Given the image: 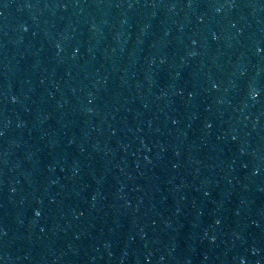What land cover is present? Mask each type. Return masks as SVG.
<instances>
[{"label": "water", "instance_id": "water-1", "mask_svg": "<svg viewBox=\"0 0 264 264\" xmlns=\"http://www.w3.org/2000/svg\"><path fill=\"white\" fill-rule=\"evenodd\" d=\"M263 243L264 0H0V264Z\"/></svg>", "mask_w": 264, "mask_h": 264}, {"label": "snow or ice", "instance_id": "snow-or-ice-1", "mask_svg": "<svg viewBox=\"0 0 264 264\" xmlns=\"http://www.w3.org/2000/svg\"><path fill=\"white\" fill-rule=\"evenodd\" d=\"M37 215H39V213H37Z\"/></svg>", "mask_w": 264, "mask_h": 264}]
</instances>
